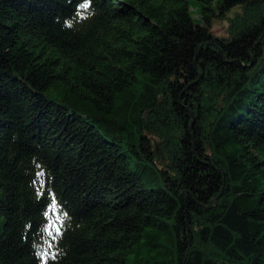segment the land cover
<instances>
[{"label": "trees", "instance_id": "trees-1", "mask_svg": "<svg viewBox=\"0 0 264 264\" xmlns=\"http://www.w3.org/2000/svg\"><path fill=\"white\" fill-rule=\"evenodd\" d=\"M0 264H264V0H0Z\"/></svg>", "mask_w": 264, "mask_h": 264}, {"label": "rangeland", "instance_id": "rangeland-1", "mask_svg": "<svg viewBox=\"0 0 264 264\" xmlns=\"http://www.w3.org/2000/svg\"><path fill=\"white\" fill-rule=\"evenodd\" d=\"M239 8H236L234 9V11H230L227 13V17L229 16H232L233 14H235L236 11H238ZM195 18H197L196 15H194ZM211 25H212V29L213 31L216 33V35H222L226 32V28H227V25H228V20H218V19H215L211 22Z\"/></svg>", "mask_w": 264, "mask_h": 264}, {"label": "snow or ice", "instance_id": "snow-or-ice-1", "mask_svg": "<svg viewBox=\"0 0 264 264\" xmlns=\"http://www.w3.org/2000/svg\"><path fill=\"white\" fill-rule=\"evenodd\" d=\"M89 5L87 2H85L84 4L81 5L82 8H87ZM39 175H42V173H40ZM57 234L59 233V229L56 230Z\"/></svg>", "mask_w": 264, "mask_h": 264}]
</instances>
